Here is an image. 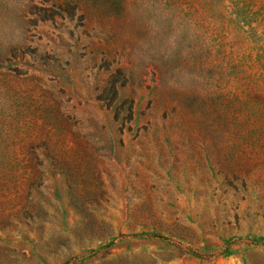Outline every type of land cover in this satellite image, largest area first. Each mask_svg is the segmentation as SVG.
Masks as SVG:
<instances>
[{
    "label": "rangeland",
    "instance_id": "374dc122",
    "mask_svg": "<svg viewBox=\"0 0 264 264\" xmlns=\"http://www.w3.org/2000/svg\"><path fill=\"white\" fill-rule=\"evenodd\" d=\"M0 264H264V0H0Z\"/></svg>",
    "mask_w": 264,
    "mask_h": 264
}]
</instances>
